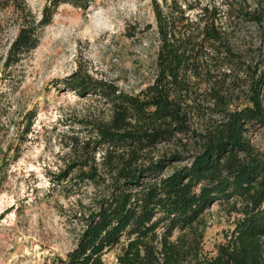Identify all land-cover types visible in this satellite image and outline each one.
Segmentation results:
<instances>
[{
  "label": "trees",
  "instance_id": "1",
  "mask_svg": "<svg viewBox=\"0 0 264 264\" xmlns=\"http://www.w3.org/2000/svg\"><path fill=\"white\" fill-rule=\"evenodd\" d=\"M2 1L19 25L6 67L38 46L61 5L86 9L92 2L47 0L38 17L26 0ZM254 6L226 11L196 0H152L159 46L153 82L140 95L81 68L63 80L106 116L84 122L86 139L70 138L84 161L56 176L53 186L64 196L89 186L94 195L79 213L73 248L55 264H105L116 248V264H264V156L246 137L264 127V47L250 60L235 22L262 26L264 9ZM180 137L193 142L194 153L174 167L184 156L159 149L183 146ZM214 204L235 217L208 256L202 217Z\"/></svg>",
  "mask_w": 264,
  "mask_h": 264
},
{
  "label": "rangeland",
  "instance_id": "2",
  "mask_svg": "<svg viewBox=\"0 0 264 264\" xmlns=\"http://www.w3.org/2000/svg\"><path fill=\"white\" fill-rule=\"evenodd\" d=\"M196 1L223 10L239 3L244 11H252L256 3L258 11L264 9V0ZM46 2L26 0L38 17ZM4 5L0 0V264H55L56 257L73 248L79 213L94 195L89 186L66 197L53 186L56 176L84 161L70 138L86 139L84 122L106 116L99 102L77 95L63 80L81 68L94 78L114 82L121 91L140 95L153 82L159 46L152 0H92L86 9L61 5L41 31L38 46L7 67V51L19 25L17 15ZM235 22L241 50L255 63L264 47V21L262 26ZM28 113L35 115L31 122ZM246 137L264 156V127L250 129ZM181 140L183 146L159 149L184 156L174 167L186 164L194 153L193 142ZM234 217L219 204L203 215L204 254L215 255ZM118 253L116 248L106 254L104 263L116 264Z\"/></svg>",
  "mask_w": 264,
  "mask_h": 264
}]
</instances>
